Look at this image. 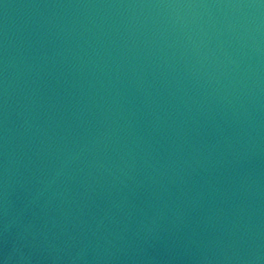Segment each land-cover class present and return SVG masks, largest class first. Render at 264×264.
Masks as SVG:
<instances>
[{"label":"water","instance_id":"1","mask_svg":"<svg viewBox=\"0 0 264 264\" xmlns=\"http://www.w3.org/2000/svg\"><path fill=\"white\" fill-rule=\"evenodd\" d=\"M0 264H264V0H0Z\"/></svg>","mask_w":264,"mask_h":264}]
</instances>
